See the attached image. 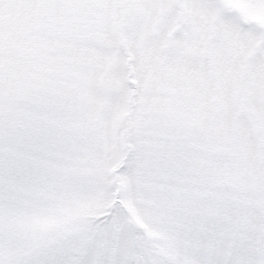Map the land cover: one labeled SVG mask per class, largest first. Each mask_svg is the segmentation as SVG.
Segmentation results:
<instances>
[{
  "label": "snow or ice",
  "instance_id": "snow-or-ice-1",
  "mask_svg": "<svg viewBox=\"0 0 264 264\" xmlns=\"http://www.w3.org/2000/svg\"><path fill=\"white\" fill-rule=\"evenodd\" d=\"M0 264H264V0H0Z\"/></svg>",
  "mask_w": 264,
  "mask_h": 264
}]
</instances>
